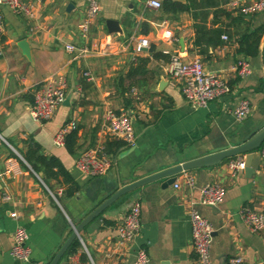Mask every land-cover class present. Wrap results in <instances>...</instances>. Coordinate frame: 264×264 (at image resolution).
I'll return each instance as SVG.
<instances>
[{"label": "crops", "instance_id": "obj_1", "mask_svg": "<svg viewBox=\"0 0 264 264\" xmlns=\"http://www.w3.org/2000/svg\"><path fill=\"white\" fill-rule=\"evenodd\" d=\"M22 1L33 4V19L0 8L5 27L0 57V264H22L10 256L18 228L26 232L31 261L49 264L72 228L122 187L241 146L264 128V33L254 58L239 52L238 44L248 30H264V12L242 16L229 8L230 0H192L190 5L189 0H170L189 6L188 12L181 13L151 9L147 0H98L100 13L83 36L79 25L86 17V0ZM106 20L117 21L122 34L109 35ZM197 29L201 30L198 36ZM164 31H170L172 38L164 39ZM107 36L112 38L109 48L115 55L101 52ZM141 38L156 46L154 53L184 61L200 59L205 71L228 83L231 94L194 109L168 76L167 64L152 60L149 53L138 57L150 59L145 74L125 79L131 63L130 40ZM66 45L88 52L69 53ZM241 62L249 65L247 77L235 71ZM85 72L92 81L84 77ZM55 77L65 79L69 103H63L50 121L35 123L28 114L34 92ZM240 100L250 105L242 121L234 116ZM108 110L130 117L133 145L106 135ZM70 122L78 129L79 150L74 157L52 142ZM29 142L61 162L79 186L78 193L62 198L57 187V201L21 157ZM100 143L112 158L111 169L101 177L80 174L75 167L80 155ZM263 147L264 143L259 152ZM227 160L180 173L178 189L163 187L159 180L122 196L81 230L77 240L81 249L58 264H132L140 248L146 250L150 264H199L192 247L190 202L197 203V210L212 226L210 264H228L235 257H241L243 264H264V230L250 232L240 217L244 209L264 214V158L252 175H246L244 168L235 178ZM9 168L14 173L7 175ZM184 173L194 179L193 189L183 184ZM209 183H220L225 190L215 207L198 205L200 190ZM5 196L10 200L5 201ZM135 201L141 203V230L132 243L121 244L117 229Z\"/></svg>", "mask_w": 264, "mask_h": 264}, {"label": "built area", "instance_id": "obj_2", "mask_svg": "<svg viewBox=\"0 0 264 264\" xmlns=\"http://www.w3.org/2000/svg\"><path fill=\"white\" fill-rule=\"evenodd\" d=\"M40 1V0H35ZM87 10L86 17L79 25V29L83 36H86L92 22L100 13V6L97 0H86ZM146 5L154 10L161 9V2L158 0H147ZM230 9L236 10L242 16H254L264 12V0H230L228 3ZM7 8L15 14H22L29 19L34 17V6L25 3L22 0H0V8ZM5 33L4 20L0 13V57L3 54V36ZM164 39H171L170 31L162 33ZM222 40H226L225 37ZM112 38L107 36L104 42V56L115 55L116 51L109 48ZM132 44L131 62L142 55L144 49L149 48L148 39L141 38L139 40H130ZM114 44V43H113ZM115 45L119 47L118 41ZM120 46L121 43H120ZM65 49L69 53H77L78 55L86 54V49L80 50L72 45H66ZM167 65L168 76L180 86L181 93L185 101L194 109L207 107L210 103L216 102L223 97L231 94V89L226 81L218 75L205 71L201 60L196 58L192 61H184L179 56L171 55ZM237 74L241 77H247L251 71L249 65L241 62L235 68ZM84 77L92 81L93 77L90 73L85 72ZM66 81L63 77H55L45 81L41 87L35 90L33 96V104L29 109V117L35 123H44L50 121L57 109L61 107L66 99ZM250 112L249 102L240 100L234 116L242 121ZM104 131L106 135L116 141H121L127 145H133L135 135L133 125L127 113L117 114L112 110H108L105 115ZM76 125L70 122L60 128L53 137V145L57 148L64 147L66 135L74 130ZM261 157L264 158V147L260 151ZM78 172L86 177L104 176L112 167V158L106 151L104 144H98L95 148L83 152L76 163ZM228 170L230 176L235 178L245 168L244 157H236L228 162ZM14 173L13 170L7 169L6 174ZM183 184L187 189L194 188V179L184 173L181 177ZM177 182V177H176ZM174 184L178 189L180 184ZM225 194L224 187L220 183H209L200 190V200L198 205L215 207L221 203ZM5 201H9V196L4 197ZM196 202H190L188 209V219L191 229L192 247L197 256L199 264H210V248L212 243V226L202 217L196 208ZM141 203L135 201L126 213L117 232L121 244H130L139 235L141 230ZM240 217L248 230L252 233H260L264 230V214L255 212L254 210L244 209L240 212ZM14 244L10 250V256L22 264H34L30 258V250L26 246L27 235L22 228H18L14 233ZM70 264H80L77 261H71ZM92 264V263H91ZM132 264H150L147 252L144 248L137 251L136 257ZM228 264H243L241 257L232 258Z\"/></svg>", "mask_w": 264, "mask_h": 264}, {"label": "trees", "instance_id": "obj_3", "mask_svg": "<svg viewBox=\"0 0 264 264\" xmlns=\"http://www.w3.org/2000/svg\"><path fill=\"white\" fill-rule=\"evenodd\" d=\"M192 4V0H189V5ZM163 10H170L173 13L188 12L189 6L177 2H172L170 0H165L161 4ZM240 21L245 22L243 17H240ZM196 35L201 32V30H196ZM219 33V32H218ZM264 30L262 28L255 29L253 31H247L243 34L239 41V52L243 53L246 57L254 58L259 54V45L262 38ZM195 43L198 44V38H196ZM152 60H159L163 63H167L170 56L162 53H153L151 56ZM150 59L137 58L135 62H131L127 70L125 79H134L136 76H143L146 72V67ZM123 85V80L119 79V86ZM77 127L70 131L64 142V147L67 153L71 156H76L78 154L79 146L77 143ZM107 151V150H106ZM12 157H14L12 155ZM23 161L27 166L37 175L41 176V180L47 186V188L53 193L57 201L60 202V198L54 194L55 188L59 187L62 189V198H69L74 196L79 191V186L72 179L70 173L64 168L61 162L53 156H45L41 153V148L33 143L29 142L26 146V151L21 154ZM229 161V160H227ZM55 182L52 186L51 183ZM81 249L80 243L75 240L69 249L67 250L64 257L72 255Z\"/></svg>", "mask_w": 264, "mask_h": 264}, {"label": "water", "instance_id": "obj_4", "mask_svg": "<svg viewBox=\"0 0 264 264\" xmlns=\"http://www.w3.org/2000/svg\"><path fill=\"white\" fill-rule=\"evenodd\" d=\"M174 1H182V0H174ZM72 9L71 5H68L67 11ZM105 28L109 35L113 34H122V31L119 27V23L114 20H106L105 22ZM182 46V42L180 43ZM155 45L151 44L149 48L144 49V53L153 54L155 51ZM263 58H264V49H263ZM163 84L160 85V87ZM161 89V88H160ZM69 99L67 98L64 102V105H68ZM264 143V128L260 130L258 133H256L250 140L242 144L241 146H237L232 149L224 150L222 152H218L216 154H212L209 156H205L203 158H199L187 163H184L182 165L169 168L167 170H164L162 172H158L156 174H153L147 178H144L142 180L133 182L131 184H128L121 189H119L117 192H115L112 196H110L106 201H104L102 204H100L96 209H94L90 214H88L77 226H74L72 228V232L69 235V237L66 239L64 244L61 246V248L58 250V252L55 254L53 259L50 261L49 264H58L62 258L65 256L67 250L71 246V244L75 240H80L79 233L81 230L87 226L90 222H92L94 219H96L100 214L108 209L114 202H116L119 198L122 196L134 192L136 189L143 187L146 184L163 180V187L174 185L176 182V177L182 172H188L191 170L199 169V168H206V167H212L221 164L224 160L232 159L238 156H244V162H245V174L246 175H252L256 170H258L259 163L261 161V155H260V148ZM41 178V176H39Z\"/></svg>", "mask_w": 264, "mask_h": 264}, {"label": "rangeland", "instance_id": "obj_5", "mask_svg": "<svg viewBox=\"0 0 264 264\" xmlns=\"http://www.w3.org/2000/svg\"><path fill=\"white\" fill-rule=\"evenodd\" d=\"M98 1V0H97ZM109 59V58H108ZM110 60V59H109Z\"/></svg>", "mask_w": 264, "mask_h": 264}]
</instances>
